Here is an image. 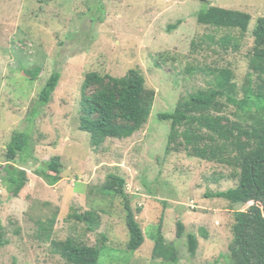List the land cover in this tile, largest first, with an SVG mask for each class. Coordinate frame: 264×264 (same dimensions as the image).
<instances>
[{
  "label": "rangeland",
  "instance_id": "obj_1",
  "mask_svg": "<svg viewBox=\"0 0 264 264\" xmlns=\"http://www.w3.org/2000/svg\"><path fill=\"white\" fill-rule=\"evenodd\" d=\"M208 6L248 13L246 33L198 24L196 14ZM259 17L264 0H0V166L14 132L30 138L15 164L26 171L27 184L17 198L7 192L0 197V264H68L38 235L37 221L53 215L51 239L73 237L98 247L102 264H169L151 256L158 225L177 247L176 264H231L233 213L250 205L211 197L236 185L232 169L182 151L167 153L170 123L157 116L172 112L180 98L214 87L222 69L231 71L237 98L247 80L257 89L264 73L249 64ZM34 67L40 72L30 81L23 70ZM130 69L142 73L155 92L148 120L131 137L106 139L94 148L78 129L84 75L122 77ZM53 72L60 79L42 106L39 95ZM223 113L251 123L234 105L226 103ZM52 157L60 159L62 170L51 186L39 172ZM110 174L124 178L131 208L141 209L136 221L144 242L133 252L125 249L122 199L101 190ZM72 209L96 212L98 229L87 233L84 224L68 219ZM177 221L185 227L180 239ZM189 233L197 239L194 254L188 251Z\"/></svg>",
  "mask_w": 264,
  "mask_h": 264
},
{
  "label": "trees",
  "instance_id": "obj_2",
  "mask_svg": "<svg viewBox=\"0 0 264 264\" xmlns=\"http://www.w3.org/2000/svg\"><path fill=\"white\" fill-rule=\"evenodd\" d=\"M250 20L251 16L246 12L215 6H208L196 14L200 25L236 30L240 35L246 33ZM252 36L249 65L253 70L264 73V17L256 20ZM226 40L228 38H223L222 43ZM23 72L30 81H34L40 69L34 67ZM231 77L230 70H219L214 87L180 98L172 112L161 113L157 118L170 123L167 153L182 151L190 157L232 169L230 178L236 181V185L210 194L231 205H250L245 211L233 213L232 239L228 246L231 264H264V80L258 77L260 84L257 89H252L247 80L241 89V98H237L238 89ZM59 79V73L53 72L45 82L39 95L42 106L49 102ZM79 93L78 129L89 135L94 148L106 139L122 140L139 131L148 120L155 97L154 90L146 87L142 73L134 69L122 77L88 72ZM223 99L228 105L236 106L238 113L251 123L229 120L223 113L226 106ZM29 146L30 138L26 133L14 132L11 135L5 152L6 162L0 166V197L7 192L10 197L17 198L27 184L26 171L15 164ZM61 170L60 159L52 157L43 164L39 174L52 186L60 181ZM101 190L122 199L127 232L125 249L127 252L138 250L144 242L142 229L136 221V214L141 209L134 211L131 208L124 178L108 175ZM67 218L84 224L87 233H93L99 227V216L91 210L80 212L72 209ZM54 223V215L45 222L37 221L38 235L50 243L52 253L68 264H102L98 247L80 244L73 237L52 240ZM175 227L176 238H182L185 233L183 223L177 221ZM3 235L0 225V246L5 243ZM152 240V259L169 264L178 262L177 247L165 240L161 225L157 226ZM187 242L188 251L194 254L196 237L187 234Z\"/></svg>",
  "mask_w": 264,
  "mask_h": 264
},
{
  "label": "built area",
  "instance_id": "obj_3",
  "mask_svg": "<svg viewBox=\"0 0 264 264\" xmlns=\"http://www.w3.org/2000/svg\"><path fill=\"white\" fill-rule=\"evenodd\" d=\"M0 193H1V189H0Z\"/></svg>",
  "mask_w": 264,
  "mask_h": 264
},
{
  "label": "water",
  "instance_id": "obj_4",
  "mask_svg": "<svg viewBox=\"0 0 264 264\" xmlns=\"http://www.w3.org/2000/svg\"><path fill=\"white\" fill-rule=\"evenodd\" d=\"M201 1H204V0H201Z\"/></svg>",
  "mask_w": 264,
  "mask_h": 264
}]
</instances>
